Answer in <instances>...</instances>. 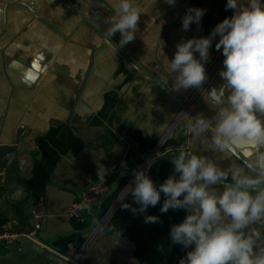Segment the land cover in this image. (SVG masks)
<instances>
[{
	"label": "crops",
	"instance_id": "0c3cea01",
	"mask_svg": "<svg viewBox=\"0 0 264 264\" xmlns=\"http://www.w3.org/2000/svg\"><path fill=\"white\" fill-rule=\"evenodd\" d=\"M133 2L142 11L138 31L121 48L119 32L111 39L106 35L118 0H0V144L15 145L18 166L16 184L0 186V230L30 227L33 219L26 207L42 194L45 223L37 243L64 259L79 250L91 232L86 229L95 207L80 217L69 216L68 209L87 185L101 179L98 169L107 170L103 177H110V183L120 168H126L127 175L144 170L158 188L174 174L171 158L178 153L170 154L171 149L207 156L222 169L233 163L243 166L238 158L242 153L222 156L210 150V132L199 138L185 135L184 125L194 114L178 115L174 99L116 48L169 86L175 79L169 67L174 57L161 43L176 52L177 43L209 37L234 10H226L227 0ZM238 3L246 6L249 0ZM189 8L204 9L205 14L199 25L193 22L185 31L182 18ZM218 40L213 39L209 59L202 62L205 69L215 59ZM223 60L212 68L209 81L215 87L223 83ZM176 92L187 99L195 88ZM190 101L187 107L197 115L215 114L207 94ZM133 180L134 175L129 181L121 177L101 203L94 225L103 221L80 251L78 264H179L191 250L172 243L171 227L188 213H162L163 194L143 214L122 207L128 203L139 208L131 194L118 200ZM146 215L159 217V222L145 223ZM18 249L19 240L5 241L0 264H45L41 255L16 253Z\"/></svg>",
	"mask_w": 264,
	"mask_h": 264
},
{
	"label": "clouds",
	"instance_id": "9594fccd",
	"mask_svg": "<svg viewBox=\"0 0 264 264\" xmlns=\"http://www.w3.org/2000/svg\"><path fill=\"white\" fill-rule=\"evenodd\" d=\"M165 3L174 5L175 0ZM227 9L234 15L218 23L209 37L177 43L169 67L175 74L174 90L200 89L207 80L202 62L208 61L212 41L219 36L215 48H222L224 56L219 72L223 83L208 91L215 114L188 119L184 134L199 138L210 132V150L222 156L242 153L238 158L243 166L233 163L222 169L207 156L180 150L171 158L174 174L158 188L146 171H135L132 184L118 198L131 194L139 208L128 203L122 207L133 214L155 207L161 194L162 213L187 211L170 230L173 244L191 249L179 264H264V3L249 0L241 6L238 0H227ZM141 14L133 0H118L107 37L119 32L121 48L132 42ZM204 14V9L189 8L182 18L183 30L193 22L199 25ZM106 174V169H98L99 177ZM217 185L222 190L213 187ZM144 222L157 223L159 217L146 215Z\"/></svg>",
	"mask_w": 264,
	"mask_h": 264
},
{
	"label": "water",
	"instance_id": "95a60500",
	"mask_svg": "<svg viewBox=\"0 0 264 264\" xmlns=\"http://www.w3.org/2000/svg\"><path fill=\"white\" fill-rule=\"evenodd\" d=\"M86 21L88 23H90V21L87 18H86ZM158 43H159V41H157V45H158ZM161 45L166 47L174 57L175 51L171 47H169L165 43H161ZM116 48L118 49L119 53H121V55L125 58L127 63L129 62L132 65H134L140 74L146 76L150 81H152L155 85H157L160 89H162L167 95H169L171 98L174 99V101L179 106V110L177 113L178 115H182V114H186V113L187 114L192 113V114H194L195 117L197 116V114L194 113L195 111H191L187 107L188 103L191 101L189 99H186V98H180V95L178 94V92H176L175 90H171V89H173V84L170 81L167 82L169 86H166L165 83L161 79H159L154 73H152L147 68H145L140 62H137L135 59L130 57L126 53V51H124L121 48L119 49V47H117V46H116ZM155 61L157 62V59H155ZM209 76H207V80L204 82L202 87L200 89H196L197 94L202 93V94L208 95V91H210L211 88L215 87L214 82L209 81L212 76L210 77V79H209ZM212 80H213V78H212ZM178 151H180V149H171L169 152H170V154L175 155L176 153H178ZM0 167L5 172V180L3 182V186L8 187L9 184H11L13 182H14V184H16V182L18 181V166L16 163V147H15V145L10 144V143L0 144ZM125 170H126V168H120L118 170V172L116 173V175L113 177L107 192L103 196L96 199L95 201H92L89 204V208L91 209V208L95 207V211L93 213V216L91 217L90 224L86 229L87 231H93L94 230V227H95L94 224L97 221V217L99 215L100 205L106 199V197L111 195L117 189L119 179L123 176H128V181H129L133 177L135 171L130 173V175H127ZM30 204H28V206L26 207V213H27V215L32 217ZM86 211H87V209L84 210V213ZM44 223H45V213H44L42 220H41L39 232H41V230L44 229ZM39 237L43 238L41 235ZM27 250L33 251L34 253L41 255V257L45 260V264H78L79 250H77L74 254L67 256L64 259V258L60 257L59 255H56V253H53V252L45 249L43 246H41L37 242L28 240L26 238L20 239L19 240V249L16 251V253H23Z\"/></svg>",
	"mask_w": 264,
	"mask_h": 264
},
{
	"label": "built area",
	"instance_id": "2783aa9c",
	"mask_svg": "<svg viewBox=\"0 0 264 264\" xmlns=\"http://www.w3.org/2000/svg\"><path fill=\"white\" fill-rule=\"evenodd\" d=\"M224 59V56L222 54V48L220 50V54L218 57H216L213 60V63L210 67L206 69V74L209 76V79L211 75L213 74L212 68L219 62H221ZM197 94V90L195 89V94L191 95V97L187 98L191 100L192 98H195ZM198 95V94H197ZM5 180V172L0 167V186L3 184ZM110 185V177H103L100 180L93 181L89 185H87L80 193V196L73 201L68 209V214L71 217H80L83 215L85 209H89V204L92 201H95L96 199L103 196L107 190L109 189ZM44 207H45V198L42 194L37 195L33 202L31 203L30 209L32 212V219L33 223L30 227H26L25 229L21 231H15V230H7L3 229L0 230V246L7 240L10 239H17L20 240L22 238H26L28 240L38 242V231L40 230L41 220L44 215ZM103 221V218L98 221L94 227V230L90 232V234L87 236V238L84 240V243L79 248V255L80 251L84 249V246L87 244L90 237L94 234V232L99 228V225H101V222Z\"/></svg>",
	"mask_w": 264,
	"mask_h": 264
},
{
	"label": "rangeland",
	"instance_id": "374dc122",
	"mask_svg": "<svg viewBox=\"0 0 264 264\" xmlns=\"http://www.w3.org/2000/svg\"><path fill=\"white\" fill-rule=\"evenodd\" d=\"M219 54H220V50H219V51L217 50V53H216V56H215V58H216V57H218V56H219Z\"/></svg>",
	"mask_w": 264,
	"mask_h": 264
}]
</instances>
